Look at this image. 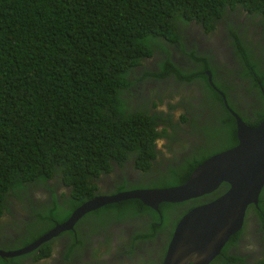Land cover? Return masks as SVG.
Instances as JSON below:
<instances>
[{
    "label": "trees",
    "instance_id": "obj_1",
    "mask_svg": "<svg viewBox=\"0 0 264 264\" xmlns=\"http://www.w3.org/2000/svg\"><path fill=\"white\" fill-rule=\"evenodd\" d=\"M227 7L246 15L245 21H228L227 25L237 67L227 61L214 62L209 51L186 46L183 40L186 26L200 24L207 32L218 18L227 15ZM251 23L262 25L264 31V0H0V230L8 224L1 216L9 212L14 200L24 204L35 199L26 221L27 230L44 227L35 239L100 192V182L114 178L125 160L134 170L154 172L149 177L137 176L131 187H167L185 182L205 159L235 145L236 121L221 95L211 94L221 105L217 119L201 123L185 106L178 109L177 121L170 113L164 112L163 117V111L154 109L173 95L171 89L166 94L156 93L150 101L142 94L148 76L164 77L171 72L187 81L198 77L200 85L210 88L204 73L209 70L228 106L247 124L257 125L264 119V37H250ZM173 46L188 55L191 67L198 69L186 70L188 67L174 63L170 59L172 52L176 54ZM159 53L164 56L157 59L155 68L137 65L143 62L142 57L155 59ZM236 77L254 93L255 102L249 104V110L241 109L234 95L230 96V90L238 87ZM174 107L171 103L168 109ZM187 119L190 128L179 124ZM159 124H163L160 129ZM166 126L177 128L168 132ZM215 127L219 138L212 140L215 133L209 128ZM180 129L202 130L206 146L193 148L181 161L169 162L159 171L155 140L161 136L172 140ZM158 162L162 164V160ZM126 184L117 183L116 190L128 188ZM57 185L68 193L58 196ZM228 187L222 182L197 197L162 201L157 210L139 198L100 206L77 221L73 233L80 243L70 241L64 257L74 256L75 247L83 255L90 232L100 233L102 225L120 219L132 223V241L145 236L153 239L176 225L189 209L216 198ZM43 188L50 189L52 197L34 203L40 201ZM258 206L259 212L253 203L246 212H252L257 220L259 213L264 222V186ZM143 216L152 219L142 224L139 218ZM239 238L238 230L229 240L240 242ZM103 246L99 241L94 261L83 258V264H115L103 255L108 251ZM50 250L49 240L28 253L0 255V264H21L28 256L35 263ZM157 252L161 255L160 247ZM212 262L264 264V248L254 256L223 252Z\"/></svg>",
    "mask_w": 264,
    "mask_h": 264
},
{
    "label": "water",
    "instance_id": "obj_2",
    "mask_svg": "<svg viewBox=\"0 0 264 264\" xmlns=\"http://www.w3.org/2000/svg\"><path fill=\"white\" fill-rule=\"evenodd\" d=\"M210 83V71H206ZM225 104L236 121L238 142L219 151L197 165L185 182L167 187H135L116 193L97 194L78 205L62 221L26 246L13 250L0 249L1 256H16L35 249L63 230L73 229L86 212L110 202L139 198L158 209L162 201L179 202L209 193L222 182L229 187L216 198L194 206L177 221L167 245L162 264H207L222 249L229 237L242 226L246 208L257 206L264 185V119L257 125L247 124L237 112ZM176 252L180 253L179 257Z\"/></svg>",
    "mask_w": 264,
    "mask_h": 264
},
{
    "label": "flooded vegetation",
    "instance_id": "obj_3",
    "mask_svg": "<svg viewBox=\"0 0 264 264\" xmlns=\"http://www.w3.org/2000/svg\"><path fill=\"white\" fill-rule=\"evenodd\" d=\"M190 26V27H189ZM189 27V29H188ZM195 25L190 24L186 26L185 30L183 31V40L186 46L194 47L192 36L195 33ZM200 32V31H199ZM207 32L204 31V35L200 39L201 45H198V50H205L209 51L213 57L212 60L214 62H223L227 61L229 65L233 67H237V61L235 60L233 56L232 51H227L225 46L222 45V38L219 36H213L211 39H209V36L206 34ZM204 36L206 38L204 39ZM221 41V42H220ZM173 50L177 53L180 49H177L173 46ZM178 54V53H177ZM156 59V58H155ZM170 59L174 61V63L179 64L183 68L188 67L186 70H190V68L198 69L191 67V59L188 55H176L174 52L171 53ZM183 65V66H182ZM207 70H204V73L207 74ZM209 71V70H208ZM220 73L224 75V71L220 70ZM208 75V74H207ZM222 75V76H223ZM148 82L145 86V93L144 96H146L147 100H153L156 97V93H165L168 91V89H171L170 91H174L173 95L167 99L163 100L161 103H159L154 109L163 111L162 115L163 117L166 116V113H170L173 116V120L177 121L178 113H180L183 109V106L190 108L193 112L192 114L197 120H200L201 123H210L212 121H215L217 119V109L221 107L220 102L217 100H214L212 97L213 94H218L219 91H221V88L215 86L213 83V79L211 77V81L214 84V86L210 83L209 78L208 82L210 84V88H207L204 86V84L199 82L198 77H194L192 80L187 81L183 79H179L175 77L174 73H168L164 77H158V76H150ZM221 78H227V77H221ZM231 80V79H230ZM236 80L238 81V77H236ZM233 83V80H231ZM244 80H240L236 83H234L237 87L230 90V96L231 94L234 95V98L237 100L236 103L241 109H248L249 110V104L255 102V97L253 91H247L245 88V82ZM165 90V91H164ZM166 94V93H165ZM223 97V96H222ZM175 105L174 108H169V104ZM179 105V106H178ZM180 109V111H178ZM188 119L184 123H179L181 126L185 125L187 128H190L188 126ZM183 122V121H181ZM159 129L163 127V124H159ZM168 132L170 130L176 129L177 126L171 128V126H166ZM209 130L213 131L215 133L212 140H216L219 138V136L216 133V127L215 128H209ZM205 136L200 129H193L189 131H184L182 129L179 130V133L176 132L172 136V140L168 136H161L160 138L155 140V144L157 147L158 155L155 157V164L156 166H159V171H163L166 165L171 162L175 163L176 161H181L184 156H187L189 152L195 148L199 147L201 145L206 146L205 143ZM183 142H185L186 146H184ZM162 160V164H160L158 161ZM119 167V166H118ZM153 169L151 170H139L132 167L131 162H128L125 160L124 166L121 170H119V173L126 172L128 179L130 180V184L128 185V188H130L134 183L136 182V176L137 175H147L149 177V173H151ZM151 175H154V172L151 173ZM112 177L106 178L100 182V194H108L116 190V185L120 181L119 180L115 182ZM264 186V185H263ZM250 205V204H249ZM255 209H258V212L260 210V207L256 206L254 204ZM264 208V207H263ZM246 215L249 214V211L245 213ZM257 214V212H256ZM260 224H261V230L260 234L264 233V222L261 220L259 213L257 214ZM248 217V216H247ZM152 218L149 216H143V223L146 224L150 222ZM245 219V218H244ZM245 222V220H244ZM159 223V222H158ZM244 225V224H243ZM174 226L170 225L167 228L166 233L159 232L156 234V237L151 239L147 238L145 236L144 238L136 239L134 241L130 238V244L128 250L124 252L125 259L123 260L122 264H128V260L130 264H161L162 260L164 258L167 245L171 239L172 232L174 230ZM240 234L242 232V228L239 230ZM240 240V238H239ZM237 243V239L233 243H229V240L225 244V246L221 250V254L223 252L228 253L230 252V249H232L231 253L233 255H236L237 252L235 250V244ZM255 246L258 245L255 243ZM157 247H160V254L157 252ZM264 248V247H263ZM258 248V250L263 249ZM126 253H128V257L125 256ZM160 255V256H159ZM128 258V260H127ZM212 262V260H211ZM209 262L208 264H210Z\"/></svg>",
    "mask_w": 264,
    "mask_h": 264
},
{
    "label": "rangeland",
    "instance_id": "obj_4",
    "mask_svg": "<svg viewBox=\"0 0 264 264\" xmlns=\"http://www.w3.org/2000/svg\"><path fill=\"white\" fill-rule=\"evenodd\" d=\"M237 14L232 11V12H227V15L222 16L221 18H218L216 20V24L214 28L210 29L207 31V35L209 36V39H211L213 36H219L222 38V45L225 46L227 51H232V44H230V33L228 30V21H233L235 23L245 21V17L243 15V12L241 10L236 11ZM228 17L227 19H225ZM247 22H252V21H247ZM195 25V33L192 36L193 44L194 46L201 45L200 39L204 35V29L200 26V24H194ZM262 25L260 24H248L249 28V35L250 37L253 34H256L255 37L257 36H262L264 37V31H262ZM200 31V32H199ZM206 36H204V39ZM221 42V41H220ZM178 53V54H177ZM178 55H185L181 50L177 52ZM178 113V112H177ZM184 146H186L185 142H183ZM127 177V175H125ZM128 187V185H126ZM54 190H57L54 187ZM40 192L43 193V195H39V197L43 198H48L49 195H51V190L50 189H40ZM32 201H35V199H29L25 200L24 204L18 203L16 200L12 201L9 204V212H7L5 215H2L1 218L3 220H6L8 224L2 226V229L0 230V249L4 250H13L17 249L19 247H22L38 235L40 232L44 230V227L36 226L33 227L29 230H27L26 225L29 219L30 215L29 212L31 210L30 203ZM34 203H37L34 202ZM107 217L101 219L102 222L104 223V219ZM99 220V221H101ZM26 222V223H25ZM25 223L24 227V232L20 234L21 230L23 229V224ZM258 220L257 218L253 215L252 212H249L248 214V221L245 226V228L242 231V238L241 239H246L247 241H240L238 248L236 251L238 253L244 254L245 256H248L250 253H255L257 252L258 248H263L264 247V234L262 236L259 235V229H258ZM102 229H104L106 226L102 225ZM69 237L67 235H62L56 239L53 240V247H55V255H57V258L54 259L52 256L49 258V261L47 260H39L36 263H33L34 259L32 256H28L24 258L21 262V264H62L63 263V258H64V250H65V244L68 242ZM34 240V239H33ZM255 243L258 245L257 247L255 246ZM90 245V242L87 241L85 242L86 248L84 249V257L87 259V257L91 256V246L90 248L88 247ZM121 252V251H119ZM176 256L179 257L180 260V253L176 252ZM128 257V256H127ZM78 262V261H77ZM77 262L75 264H77ZM69 264H74L73 262H70Z\"/></svg>",
    "mask_w": 264,
    "mask_h": 264
},
{
    "label": "clouds",
    "instance_id": "obj_5",
    "mask_svg": "<svg viewBox=\"0 0 264 264\" xmlns=\"http://www.w3.org/2000/svg\"><path fill=\"white\" fill-rule=\"evenodd\" d=\"M233 10L230 8V7H227V8H225L224 9V12H232ZM244 15V14H243ZM244 16H246V15H244ZM161 56H164L162 53H159V55L157 56V57H155L156 59H154L153 57L152 58H147V57H142L143 59V62L142 63H138L137 65H147V67H149V68H155V66H157L158 65V63H157V59H160L161 58ZM136 65V64H135ZM136 68V67H135ZM148 77H150V76H148ZM176 77V76H175ZM150 78H147L145 81H146V83L148 82V80H149ZM145 86H146V84H145ZM144 93H145V90H144V92H143V94L142 95H144ZM136 94H140V93H136ZM167 129V128H166ZM125 175H127L126 174V172H124V173H119V170H117V172H116V174H115V176H114V178L112 179V180H114L115 182H117V181H119V180H122V179H124V180H122V181H120L118 184H121L122 182H126L127 184L126 185H129L130 184V180L128 179V177H125ZM137 176H139V175H137ZM137 176H136V178H137ZM57 190H56V192H57V194H58V196H61V194L62 193H68L62 186H60V185H57L56 187H55ZM130 188H135V187H130ZM125 189H129V188H125ZM121 190H123V189H121ZM117 191H119V190H117ZM117 191H114V192H111V193H116ZM97 194H100V193H97ZM97 194H95V195H97ZM52 195H53V193L51 194V195H49V197L48 198H51L52 197ZM94 195V196H95ZM93 197V196H92ZM91 198V197H90ZM89 199V198H88ZM87 200V199H86ZM125 200V199H124ZM85 201V200H84ZM83 201V202H84ZM121 201V200H120ZM43 202H46V199L45 198H43L42 197V199H40V201H37V203H43ZM116 202H118V201H116ZM110 203H112V202H110ZM108 204V203H107ZM80 205V204H79ZM105 205V204H104ZM103 206V205H102ZM31 207V206H30ZM100 207V206H99ZM99 207H97V208H95V209H92V210H90V211H88V212H86L84 215H86L87 213H89V212H92V211H95L96 209H98ZM75 209V208H74ZM73 209V210H74ZM72 210V211H73ZM71 211V212H72ZM30 213V212H29ZM246 213V212H245ZM71 214V213H70ZM83 215V216H84ZM83 216H81V217H83ZM245 216L246 215H244V218H245ZM248 216V215H247ZM247 216H246V218L245 219H247ZM69 217V216H68ZM67 217V218H68ZM80 217V218H81ZM66 218V219H67ZM79 218V219H80ZM66 219H64V220H66ZM78 219V220H79ZM245 219H243V223H242V226H241V228H242V231H243V229L245 228V226H246V224H247V220H245ZM64 220H62V221H64ZM77 220V221H78ZM244 220H245V222H244ZM62 221H55L54 222V224H53V226L55 225V223L56 222H62ZM77 221L75 222V224H74V228L73 229H66V230H63V231H61L60 233H58L57 235H54V236H52L51 238H49L48 240H45V241H51V250H50V253H49V255L48 256H46V257H43V258H40V259H37V260H35V263L36 262H38L39 260H47V261H49V258L52 256L54 259H56L57 258V255H55L54 253H55V247H53V240L54 239H56V238H58V237H60V236H62V235H67L68 237H69V239H68V242L65 244V250H64V254H65V251H66V249H67V247H68V245H69V242L71 241V242H75L76 244H79L80 242H79V239H78V237H77V235H75L73 232L75 231V225H76V223H77ZM139 221L142 223V224H144L143 223V217H140L139 218ZM26 223V222H25ZM24 223V224H25ZM24 224H23V229L21 230V232H20V234L19 235H21V233H23V231H24ZM147 224V223H146ZM244 224V225H243ZM52 226V227H53ZM257 226H258V229L259 230H261V224H260V220H258V224H257ZM52 227H50V228H52ZM49 228V229H50ZM240 228V229H241ZM49 229H47L46 231H48ZM239 229V230H240ZM103 231L102 232H100V233H98V232H90L89 234H88V240H89V242H90V245L88 246L89 248H90V246H91V248H92V250H91V256H89V257H87V259H89L91 262H93L94 261V257L97 255L95 252H94V247L95 246H98L99 245V241H102L103 242V244H104V246H103V248L102 249H105V248H107L108 249V251H106V252H104V256L107 258V259H109V260H112V261H114L115 262V264H122V262H123V260L125 259V257H124V252L126 251V250H128V248H129V244H130V238H131V236L135 233V230H134V227H133V225H132V223L130 222V221H124V222H122L121 221V219L120 220H118V221H116V222H111V223H109L104 229H102ZM46 231H44V232H46ZM238 231V230H237ZM43 232V233H44ZM42 233V234H43ZM42 234H40L39 236H41ZM241 234H242V232H241ZM262 234H264V233H261L260 234V231H259V235L260 236H262ZM38 236V237H39ZM38 237H36L35 239H37ZM230 238V237H229ZM34 239V240H35ZM137 239H140V238H137ZM34 240H32V241H34ZM132 240V239H131ZM136 240V239H135ZM229 240V239H228ZM227 240V241H228ZM247 241L246 239H240V241ZM31 241V242H32ZM45 241H43L41 244H43ZM227 241L225 242V244L227 243ZM236 240H234V241H231L230 242V240H229V243H233V242H235ZM31 242H29V243H31ZM28 243V244H29ZM28 244H26V245H28ZM41 244H39L36 248H38ZM225 244H224V246H225ZM239 242L237 241V243L235 244V250L238 248V246H239ZM26 245H24V246H26ZM223 246V247H224ZM23 247V246H22ZM222 247V248H223ZM19 248H21V247H19ZM35 248V249H36ZM18 249V248H17ZM34 250V249H33ZM33 250H31V251H33ZM222 250V249H221ZM119 251H121V252H119ZM232 251V249H230V252ZM30 252V251H29ZM221 252V251H220ZM218 253L217 255H220L221 253ZM26 253H28V252H26ZM166 253V252H165ZM241 254V253H240ZM250 254H252L253 256L255 255V253H250ZM21 255V254H20ZM129 254L128 253H126V255L125 256H128ZM241 255H244V254H241ZM16 256H18V255H16ZM33 256H34V254H33ZM165 256V255H164ZM82 257H84V248H83V255L81 254V250L80 249H78V248H76L75 247V254H74V256H72L70 259H66L65 257L63 258V263L62 264H69L70 262H73L74 264L77 262V264H83V258ZM35 258V257H34ZM164 259V258H163ZM214 259V258H213ZM213 259H211V260H213ZM127 260H128V258H127ZM211 260L209 261V262H211ZM162 262H163V260H162ZM208 262V263H209ZM207 263V264H208ZM213 262H211L210 264H212ZM124 264V263H123ZM128 264H130V262H129V260H128ZM162 264V263H161ZM214 264V263H213ZM232 264H242V263H240V262H234V263H232Z\"/></svg>",
    "mask_w": 264,
    "mask_h": 264
}]
</instances>
